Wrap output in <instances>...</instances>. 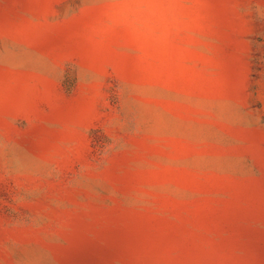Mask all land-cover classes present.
I'll return each instance as SVG.
<instances>
[{
  "label": "rangeland",
  "instance_id": "obj_1",
  "mask_svg": "<svg viewBox=\"0 0 264 264\" xmlns=\"http://www.w3.org/2000/svg\"><path fill=\"white\" fill-rule=\"evenodd\" d=\"M0 264H264V0H0Z\"/></svg>",
  "mask_w": 264,
  "mask_h": 264
}]
</instances>
